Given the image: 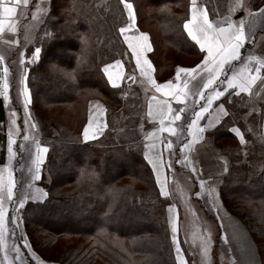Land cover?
<instances>
[{"label":"trees","instance_id":"1","mask_svg":"<svg viewBox=\"0 0 264 264\" xmlns=\"http://www.w3.org/2000/svg\"><path fill=\"white\" fill-rule=\"evenodd\" d=\"M129 1L138 6V26L148 31L153 40L151 60L157 78L169 77L171 66L167 54L158 51L153 29L143 26L140 4L144 0ZM148 1L158 6L154 19L164 44L177 55L202 58L203 51L184 30L186 12L184 16L174 10L183 5V0ZM57 2L63 4L57 6ZM121 3L122 0H53V19L47 22L53 31L43 37V55L30 69L38 101L47 110H53L49 118L41 119L39 115L43 133L51 126L59 133L47 154L55 176L53 183L45 180L43 184L48 198L42 203L28 202L22 214L26 215L25 229L33 248L42 257L62 264H176L177 261L168 229L169 202L158 191L147 160H142L139 150H131L128 135L120 142L108 138L115 121L123 123L124 119L118 118L138 110L147 91L143 84L146 90L143 95L136 85L135 91L130 92L126 80L121 86H112L102 70L105 63L119 58L125 63L127 75H135L127 46L124 45L123 54L115 41V24L119 21L122 26L127 21ZM160 57L165 59L163 65ZM175 62L173 59L172 65ZM165 73L168 76L161 78ZM200 85L197 82V86ZM84 90L87 91L83 121L80 125L71 121L67 126L69 121L55 114L60 113V108H73ZM92 98L105 102L108 128L94 142H82L81 131ZM234 107L235 103L230 106L232 111H235ZM6 115L4 101L0 99L3 155L8 137L2 130L1 121ZM204 118L205 113L202 122ZM232 118L229 114L216 128L208 131L220 152L233 164V176L224 177L220 196L226 205L231 202L227 206L247 226L261 264H264V167L259 171V164L255 163L256 158L264 163V143H258L243 158L236 152L241 148L229 146L231 142L236 143L229 130ZM227 183L233 186L227 188ZM28 205L33 207L29 213ZM105 229L116 232L124 242H117L111 234L104 232Z\"/></svg>","mask_w":264,"mask_h":264},{"label":"rangeland","instance_id":"2","mask_svg":"<svg viewBox=\"0 0 264 264\" xmlns=\"http://www.w3.org/2000/svg\"><path fill=\"white\" fill-rule=\"evenodd\" d=\"M52 1L53 0H30L29 3L31 6H34L30 10V23L27 25L13 24L11 27H15L16 31L13 33L9 30L6 34H3V39L0 40V58H2L0 59V81H7L9 85L7 87L8 93L6 96L8 99L6 106L7 115L5 120L1 121V127L5 132L9 131L10 133L15 131V138L17 141L19 139L18 135L20 134V137H28V139L23 138L24 141L20 142L19 140L20 143L16 144V148L19 146L20 151L16 148L9 151V147L13 144V140L10 139L8 141L7 153L4 152L3 155L0 151V177H2V180H0V185H2L0 186V197L3 198L2 203L5 209V227L0 253L4 264H37L36 258L38 256H43L39 251L34 249L30 241L27 240L28 235L25 229L26 215L23 216L22 209L28 202H44L48 198L47 190L43 186V184H45L44 181L46 180V182L49 181L53 183L55 180L51 164L49 165L47 160V154L52 146L55 136H57L59 132L55 127L51 126L44 129L43 133L40 118L42 117L45 119L51 117L53 110H47V108L42 106L40 101H38V93L35 89L34 81L31 80L30 74L31 67L37 65L43 55V37L51 35L53 31L47 24L48 21L50 22L53 19ZM198 2L199 6L203 7L212 19H217L218 17V19L230 17L233 21H238L240 18L245 19V33L248 39L246 40L244 47L241 48V59L232 62V64L227 65V67L236 72H239L246 67L251 70L253 75H258V79L255 84L252 85L250 92H242L236 87H227L224 80L230 78L231 72L222 74L218 78L217 83L207 89L202 87L207 79V75L204 72H201L195 80H191L188 83L190 95L184 102H180V105H177L174 109L175 111L183 109L180 113L182 119L181 121L172 122L177 131L175 135L169 134L170 138L168 141L171 142V147L168 146L169 142L167 146L165 145V157L169 162V164H167V178L170 185V193L165 197L169 202L168 205L174 204L179 208V217L177 218V222L175 221V240H173V223L170 224V222H168V229L170 231L175 261L177 260L176 264H243L242 261L245 256L243 257V255H241L242 251L238 249V244L242 242L236 240L229 227L224 224L217 213V205H215L214 202L212 203L209 201L211 191L210 188H208V183L200 180L201 177H198L199 174L196 173L194 168H192V160L194 157L196 158L194 144L198 138L200 139V136L209 137V133L208 131H204L202 135L194 138L187 129L190 126L191 121L195 119L193 113L199 111V108L206 103L205 99H201L200 93L203 92V95L207 97L213 95L214 91L218 89L223 95L218 99L213 100L212 105L208 108V111L205 112L204 122L201 121V118L204 115L203 113L201 118L197 121V126L201 127L200 125L205 123L207 115L220 103L221 110H226L227 112L225 118L229 114L233 117L229 130L234 134L236 143L231 142L229 146L233 148H241V151L237 149L236 152L242 154L243 158H245L246 154L249 151L254 150L258 143H264V66H261L260 64V61H264V17L259 15L251 17L248 15L249 12L258 14L259 10L264 8V0H244L246 10L236 9V0H198ZM127 3L131 4L132 2L127 0ZM191 3L192 0H183V5L181 7H176L174 10L177 13H184V16L186 12L188 16ZM61 4L63 3L57 2V6H61ZM132 5L134 4L132 3ZM135 5V9H137L138 6L137 4ZM121 6L125 13V17L128 18L129 9L124 2L121 3ZM140 7L142 11L141 19H143V26L151 27L153 29L157 40L158 51L167 54L169 66H171V73H169V76L175 73L176 66L179 64L194 66L201 63L203 57L195 59L184 57L180 54L177 55L171 47L164 44L161 40V33L155 25L154 14L158 8L156 4L144 0L141 2ZM120 25L121 23L119 21L115 24V41L117 43L116 46H118L124 54V45L126 44L120 31ZM151 41L153 44L152 38ZM192 47L195 49L193 45ZM36 48H40L41 52L38 59H33L32 53ZM125 59H127V57H125ZM173 59L178 62H175L176 64L174 63L172 65ZM110 62H107L102 66L103 71L105 65ZM164 63L165 59H161L160 57V64L163 65ZM257 67H260V72L258 74L255 71ZM5 68L7 69L6 72ZM166 75L168 76V74L165 73L161 78L166 77ZM127 77L128 78L125 80L130 84V92L135 91L134 85H136L140 87V93L142 92L143 95V90H145L143 87V80L135 78V76L133 79L132 74H128ZM12 81H15L16 84H18V89L12 87L14 86ZM197 82H200L201 85L197 86ZM31 83L34 84L31 85ZM25 88L28 89L30 94L29 102H26L25 100ZM7 90L5 89V91ZM86 91L84 90L79 94L73 108L69 109L63 107L60 108V113L55 114L59 115L64 120H68L69 123H67V126L71 125V121H74L75 125H80L81 121H83ZM146 95L147 91L145 95H143V98ZM233 103H235V111H232L230 108ZM139 106L140 108L138 110L130 111L133 112L132 114L129 112L125 114L123 118H118L124 119L123 123L115 121L109 130L108 138L111 137L114 141L120 142V140L126 138L128 135L131 142V150H139L138 153L141 154L142 160L146 161L145 143L149 122L146 119L145 104L141 102V100ZM233 112L237 115H234ZM39 115H41L40 118ZM127 119H132L133 121L129 122ZM241 135L243 136V140L240 139ZM174 138L176 140H174ZM38 145L40 147H46L48 151L43 154L44 161L40 167L41 178L37 180L33 178V161L37 155ZM185 145L188 146L185 147ZM220 156L223 159L224 168L226 170H224V174L216 172L215 176H222L220 177L222 184L224 177L227 175L230 177L233 176V164H231L228 157L221 152ZM255 163L259 164L258 170L261 171L264 167L263 161H259L258 158H256ZM150 169L153 172L151 166ZM234 170L236 171V168H234ZM9 172H11L12 180L15 185L12 190L13 195L11 198H9L7 194ZM43 173L45 174L43 175ZM202 179L207 180L206 178ZM150 181L151 179L147 184L149 186ZM201 182H203V184H201ZM34 183H38L40 190L47 193V196H45L43 200L34 201V199H32V197L39 194L36 191H32V185ZM232 186L233 185H229V183L226 184L227 188ZM158 189V191H160L159 186ZM27 193H30L29 196H31V198L28 196V199H25ZM197 193H199V195H197ZM220 199L221 201L219 204H223L230 212L231 210L228 206L231 205V202L229 201L227 206L221 196ZM21 200H24L22 205L20 204ZM32 208V205H28L27 212L29 213ZM234 214L235 213H233V215ZM239 220L244 224L240 218ZM245 227L249 232L246 225ZM104 232L106 234H111L113 239L117 242H119V240L120 242H124V239L116 232H111L106 229ZM177 249H179V251H177ZM42 252L45 256H48L45 251L42 250ZM246 264H248L247 261Z\"/></svg>","mask_w":264,"mask_h":264},{"label":"snow or ice","instance_id":"3","mask_svg":"<svg viewBox=\"0 0 264 264\" xmlns=\"http://www.w3.org/2000/svg\"><path fill=\"white\" fill-rule=\"evenodd\" d=\"M129 9V13H132L133 6L130 3H127V0H122ZM15 3H20V0H15ZM24 4L28 3V0H23ZM235 8L239 10H246L244 0H236ZM17 9L14 6L3 3V0H0V32L4 31V26L8 21L5 17H11L15 15ZM249 16L255 17L257 15L264 17V8L259 10V13H248ZM245 19L240 18L238 21H233L230 17H225L223 20L219 21V26L217 23H214L209 19L208 13L206 10H198L195 6V0H192V12L191 18L184 23V28L187 30L188 36L194 41L201 49H206L207 55L204 56V59L200 64H197L195 67H179L176 71L175 78L176 81L181 83H173L169 80L163 84H158L155 79L152 77V65L145 57L143 53L146 50L151 49V45L148 42V34L140 33L139 36H125L124 39L128 43V47L131 48L133 54L136 58V64L139 66L141 75L147 78V82L152 85L156 92H162L165 96L174 97L180 102H184L187 97L190 95V90L188 88L189 80H195L196 77L204 72L207 75V79L203 83V88L207 89L210 86L217 83L218 78L222 74L231 72L230 78H226L224 83L228 88L236 87L242 92H250L252 85L255 84L258 79V75H253L251 70L248 68H243L241 71L236 72L232 71L227 67L233 61H239L241 59V48L244 47L248 37L245 33ZM254 23V20H253ZM11 31L15 32V27H11ZM120 31L123 33L126 31L125 28H121ZM41 52L40 48H36L32 53L33 59H38ZM2 59V58H0ZM23 62V61H21ZM261 66H264V61H260ZM118 68L119 70L115 73L110 69ZM7 69L5 68V72ZM122 64L120 61H116L114 65H105L104 72L107 74L108 81L115 86V82L122 78ZM256 73L260 72V67L255 69ZM182 74L184 79L182 80ZM203 79V77H202ZM183 84V86H182ZM4 88L7 89L8 84L4 82ZM24 95L26 102H29V91L27 88L24 89ZM201 99H205L206 103L199 108V111L193 113L195 119L191 121L190 126L187 131L192 135V137H198L204 132V128L197 126V121L201 118V115L208 111V108L212 105L213 100L218 99L222 92L218 89L214 91L213 95L205 97L203 92L200 93ZM157 98L154 96L153 100ZM183 109L175 111L170 103L167 100H157L155 106V112H153L151 106L148 115L152 117L153 115L159 117V123L161 125L165 124V121H169V126L167 128H161L160 131H166L172 135L176 134L177 129L172 127V122L181 121L182 117L180 113ZM92 131L99 132L100 129H93L92 122L90 121L88 126L84 128L83 137L87 141L91 138H94L90 135ZM28 139L27 136L24 137ZM243 140V136L240 137ZM169 147H171V142H169ZM188 145H185L187 147ZM11 151V146L9 147ZM48 149L46 147L37 146V155L33 161L34 164V179L41 178L40 167L44 159V153ZM2 180V177H0ZM203 184V182H201ZM2 186V185H0ZM14 182L12 180L11 172H9L8 179V188L7 194L11 198L13 195ZM39 195L32 197V199L42 200L43 197L47 196L46 192H43L40 189H37ZM164 196L168 195L167 191H163ZM199 195V193H197ZM2 197H0V243H3V231L5 227V209L2 203ZM25 199H28L25 195ZM24 200L20 201L22 205ZM173 240L176 239V225L173 220ZM179 251V249H177Z\"/></svg>","mask_w":264,"mask_h":264},{"label":"crops","instance_id":"4","mask_svg":"<svg viewBox=\"0 0 264 264\" xmlns=\"http://www.w3.org/2000/svg\"><path fill=\"white\" fill-rule=\"evenodd\" d=\"M29 1L30 0H28L27 4H24L23 0H20V3L17 4V3H15V0H3V3H6V4H9L10 6L16 7L17 11H16L15 15H13L11 17H5V19L8 21V23L5 24L4 31L0 32V40L3 39V34H6L9 30H11V26L13 24L14 25H18V24L27 25L28 23H30V17H31L30 10L34 6H31ZM131 5H132V3H131ZM132 6H133L132 13L130 14L128 12L129 16L127 18V22L123 26H121V28H125L126 31L123 33L121 32V34L123 36V39L126 35L127 36H139L140 33H147L148 34V42L151 45V49L144 51L143 57H145L148 61L151 62V65L153 68L152 77L155 79V81L158 84H163V83L169 81V78H171V77L175 78L176 71L179 67L191 68V67L196 66V65L189 66V65H185V64H179L176 66L174 74L170 75L167 78L159 80L155 74V67H154V64L151 60V54L153 51V44L151 41V36H150L148 31L142 30L138 26L136 9H135L134 5H132ZM195 6L198 10H205L203 7L199 6L198 0H195ZM191 12H192V3H191L189 15H188L187 19L184 21V23L188 19L191 18ZM208 16H209V14H208ZM218 18L212 19L209 16V19L212 20L214 23H217L219 26V21L223 20V19H221V18L218 19ZM184 23H183V27H184ZM184 30L187 33V30L185 28H184ZM124 41H125V39H124ZM125 44L127 46L129 53L132 56L133 65H134V69H135V75L134 76H135V78H139V79L143 80L144 85H145L146 90H147V95L144 97L145 111H146V116H147L146 119L149 122L148 132L146 135V143H145L146 160L150 164L151 168L153 169V173H154L155 179L157 181V184L160 188L161 194L163 193V191H167L169 194L170 193V185H169V180L167 178V176H168L167 164H169V162L167 161V159L165 157V145L167 146L168 142H170V141H168V139L170 138L169 137L170 133H168L166 131H163V132L160 131V129L162 127L167 128L169 126V121H165V124L161 125L159 123V117L158 116L153 115L152 117H150L148 115V113L150 110V106H151L153 112H155V106H156L157 100H167L173 109H175L177 107V105L178 106L180 105V101L176 100L174 97L165 96L162 92H156L155 91L154 87L147 82V78L141 75L140 68L136 64L135 55L133 54L131 48L128 47L127 41H125ZM201 50L204 53L203 58H202V60H203L204 56L207 55V51H206V49H201ZM241 53H242V51H241ZM116 61L121 62L123 71H122V78L115 82V86H121L127 77V72H126V67H125L124 61L122 59H118V60H115L113 62H110L107 65H114ZM110 70L115 73L119 69L113 68ZM105 75L107 77L106 73H105ZM134 76H133V79H134ZM183 79H184V76L182 74V80ZM172 81L174 84L175 83H181L180 81H176V80L175 81L172 80ZM190 81L191 80H189V82ZM12 83L14 85L12 87L14 89H18V84H16L15 81H12ZM3 85H4V82L0 81V99H2L4 101L5 109L7 111L6 106H7V100L8 99L6 98V96L8 93V90H7L8 88L6 89L7 91H5V88ZM182 86H183V84H182ZM154 96L157 98L156 100H153ZM106 110H107L106 104L102 99L92 98L89 100L88 105H87V113H86L85 123H84V126H83L82 131H81L82 141L94 142L96 139H98L99 137H101L104 134V132L108 128ZM226 114H227L226 110L225 111L221 110V104L219 103L207 115L205 123L203 125H200L201 128H204L205 132L212 130L214 127H216L224 119ZM90 121L92 122L93 129L99 128L100 131L99 132L92 131L90 133V135L93 136L94 138H91V139L85 141L84 137H83V131H84V128L86 126H88ZM171 126L174 127L173 123L171 124ZM6 134L8 135L7 144H6V148H5L6 153L8 151L9 139L13 140V144L11 145V150L16 148L17 143L24 141V139H23L24 137L23 136L20 137L21 134L18 135V138H19L18 141L16 140L15 131L10 132V133H9V131H7ZM170 135H172V134H170ZM19 140H20V142H19ZM17 147L18 148H16V149L18 151H20V147L19 146H17ZM194 147L196 149V158L194 157L192 160V163H193L192 168H194L196 170V173L199 174L198 177H201L200 180H203L202 178L207 179L204 181L208 183V188H210V191H211L210 195H209L210 202H212V203L214 202V204L217 205V211H218L217 213L221 217L224 224H226L229 227V229L231 230V233H232V235H234L235 239L240 240L242 242V243L238 244V249L240 251H242L241 255H243V257L245 256V258L242 261L243 264H246V261L248 262V264H261V260L259 257L257 247H256L252 237L250 236L249 232L247 231L245 225L239 220V218H237L235 215L231 214L224 207L223 204L222 205L219 204V202L221 201L220 195H219V189H220V184H221L220 177H222V176L221 175H220V177L215 176V173L217 172L219 174H224V172H225L224 170H226V169L224 168L223 159L220 156V152H219L218 147L215 145V143H213L210 136L209 137L208 136H200V139L198 138L196 140ZM0 149H1V147H0ZM0 162H1V159H0ZM2 162H5V161H2ZM36 187H37V189H40L39 184L34 183L32 185V191L37 192ZM29 194L30 193H27V197L29 196ZM37 195H39V194H37ZM29 198H31V196H29ZM34 201H40V200L34 199ZM178 217H179L178 206L174 205V204L168 205V218H169L170 224L173 222V220L177 222ZM25 240H26V238H25ZM27 240L29 241L28 237H27ZM0 247H1V243H0ZM36 260H37V264H62L58 261L49 260V259H46L42 256H38L36 258ZM0 264H4L2 257H1V253H0Z\"/></svg>","mask_w":264,"mask_h":264},{"label":"built area","instance_id":"5","mask_svg":"<svg viewBox=\"0 0 264 264\" xmlns=\"http://www.w3.org/2000/svg\"><path fill=\"white\" fill-rule=\"evenodd\" d=\"M169 80H171V81L174 80L175 81L176 79L174 77H171V78H169Z\"/></svg>","mask_w":264,"mask_h":264}]
</instances>
